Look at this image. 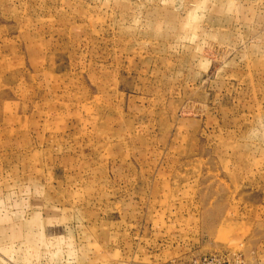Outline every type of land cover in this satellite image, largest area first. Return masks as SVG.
<instances>
[{
    "label": "rangeland",
    "instance_id": "obj_1",
    "mask_svg": "<svg viewBox=\"0 0 264 264\" xmlns=\"http://www.w3.org/2000/svg\"><path fill=\"white\" fill-rule=\"evenodd\" d=\"M0 264H264V0H0Z\"/></svg>",
    "mask_w": 264,
    "mask_h": 264
}]
</instances>
